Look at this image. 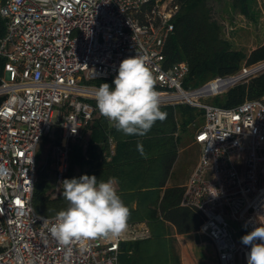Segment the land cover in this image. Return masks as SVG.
<instances>
[{"label": "built area", "instance_id": "built-area-1", "mask_svg": "<svg viewBox=\"0 0 264 264\" xmlns=\"http://www.w3.org/2000/svg\"><path fill=\"white\" fill-rule=\"evenodd\" d=\"M179 10L176 0H0L7 21L0 41L6 60L0 83V264H120L122 242L150 236L146 223H133L119 239L63 245L45 227L55 216L40 215L32 205L41 141L58 128L52 153L57 197L72 145L96 114L91 101L98 87L87 82H113L121 61L136 55L156 76L161 105L203 110L194 137L201 153L182 205L202 214L199 233L212 242L219 264H247L251 246L241 237L264 226V96L233 108L200 99L260 74L264 61L185 90L188 64L164 65ZM211 83L215 91L208 90Z\"/></svg>", "mask_w": 264, "mask_h": 264}, {"label": "trees", "instance_id": "trees-1", "mask_svg": "<svg viewBox=\"0 0 264 264\" xmlns=\"http://www.w3.org/2000/svg\"><path fill=\"white\" fill-rule=\"evenodd\" d=\"M180 10L174 18L175 29L169 36L165 48V67L186 62L189 73L183 82L185 90L198 89L217 77H230L241 68L264 61V43L250 54L231 49L220 37L219 27L211 18L210 0H176ZM234 8L249 16L248 0H233ZM7 21L0 14V41L6 34ZM6 60L0 56V83ZM88 85L99 87L101 83L113 84L109 80H92ZM156 91L159 88L155 87ZM264 96V71L239 82L222 95L215 96L212 104L233 108L246 100ZM0 97V105L4 101ZM96 114L83 130L82 138L76 140L70 152L68 179L82 175H95L98 182L114 178L117 192L130 210L128 224L147 222L148 238L121 243L120 264H168L171 252L168 227L176 234L199 232L203 216L199 210L182 205L184 186H167L177 161L180 131L196 132L204 123L203 110L187 103L164 104L161 110L167 118L156 121L144 136L124 135L111 127L103 117L96 100L91 101ZM55 143L59 140V130ZM143 145L144 156L137 150ZM79 173L76 174L75 170ZM48 182L47 175L38 170L32 197V205L43 216H55L66 209L63 188L57 197ZM174 264H182L178 260Z\"/></svg>", "mask_w": 264, "mask_h": 264}, {"label": "clouds", "instance_id": "clouds-1", "mask_svg": "<svg viewBox=\"0 0 264 264\" xmlns=\"http://www.w3.org/2000/svg\"><path fill=\"white\" fill-rule=\"evenodd\" d=\"M112 83L114 87L101 83L94 98L100 114L118 132L144 136L156 121L167 118L155 89L156 76L144 57L122 60ZM137 150L145 155L142 144L138 143ZM62 185L68 206L56 212L54 222H44L57 241L83 246L90 240H115L126 233L130 210L118 194L114 178L98 182L95 175L85 174L64 179ZM257 240L261 242L256 243ZM241 243L251 246L247 264H264V226L241 237Z\"/></svg>", "mask_w": 264, "mask_h": 264}, {"label": "rangeland", "instance_id": "rangeland-1", "mask_svg": "<svg viewBox=\"0 0 264 264\" xmlns=\"http://www.w3.org/2000/svg\"><path fill=\"white\" fill-rule=\"evenodd\" d=\"M248 4L250 9L249 16H245L238 9L234 8L233 0L209 1L211 18L219 27L220 37L230 44L231 49L241 51L246 55L264 43V0H248ZM194 90L188 91L192 92ZM214 97H203L200 101L212 104ZM195 134L196 132L192 127L186 133L180 131L179 148L182 149V155L174 166L169 182L186 184L197 156L198 146L194 140ZM55 138H57V132L54 130L49 137L41 141L37 152V168L42 171V174L47 175L48 182L52 185L53 189L56 188V176L52 158ZM75 173L78 174L79 170L76 169ZM66 179H68V176ZM62 188L63 185L61 186V190ZM143 223H146L149 227L147 222ZM232 225L235 226V223L232 222ZM167 238L171 244L168 264H174L178 260L182 263V260L187 257L193 260H206L207 258L209 259V255L212 253L211 249L213 250L211 246L212 242L200 233L179 238L168 227ZM156 263L161 264L160 262Z\"/></svg>", "mask_w": 264, "mask_h": 264}, {"label": "crops", "instance_id": "crops-1", "mask_svg": "<svg viewBox=\"0 0 264 264\" xmlns=\"http://www.w3.org/2000/svg\"><path fill=\"white\" fill-rule=\"evenodd\" d=\"M197 146H198V148H197V156H196V161L194 162V164H193V166H192V169H191V172L193 171V169H194V167L196 166V164H197V162H198V160H199V157H200V153H201V148H200V146L197 144ZM181 155H182V149H180L179 148V154H178V158H177V161H176V163L178 162V160L181 158ZM176 163H175V165H176ZM174 165V166H175ZM173 169H174V167H173ZM190 172V173H191ZM187 180V179H186ZM176 185H182V183H171V182H169L168 181V183H167V186H176ZM185 185V184H184ZM184 185H182V186H184ZM116 187H117V184H116ZM169 227L172 229V231L176 234V231H175V228L173 227V226H170L169 225ZM197 234H199V232H196V233H190V234H185V235H179V234H176V236H178L179 238L181 237V238H185V237H187V236H193V235H197ZM211 246L213 247V250L211 249V251H212V253H211V255H209L210 257H209V259L207 258L206 260H193V259H191V258H189V257H187V258H183L184 260H182L183 262H182V264H219L218 263V259H217V255H216V251H215V248H214V246L211 244ZM184 257V256H183Z\"/></svg>", "mask_w": 264, "mask_h": 264}, {"label": "bare ground", "instance_id": "bare-ground-1", "mask_svg": "<svg viewBox=\"0 0 264 264\" xmlns=\"http://www.w3.org/2000/svg\"><path fill=\"white\" fill-rule=\"evenodd\" d=\"M208 90H209V91H215V90H216V84H214V83L212 84V83H211V84L208 86Z\"/></svg>", "mask_w": 264, "mask_h": 264}, {"label": "water", "instance_id": "water-1", "mask_svg": "<svg viewBox=\"0 0 264 264\" xmlns=\"http://www.w3.org/2000/svg\"><path fill=\"white\" fill-rule=\"evenodd\" d=\"M204 87H206V85L202 86L201 89L204 88Z\"/></svg>", "mask_w": 264, "mask_h": 264}]
</instances>
